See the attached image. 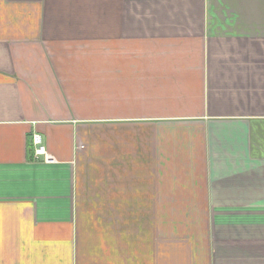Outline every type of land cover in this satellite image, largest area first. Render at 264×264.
I'll list each match as a JSON object with an SVG mask.
<instances>
[{"label":"crops","instance_id":"1","mask_svg":"<svg viewBox=\"0 0 264 264\" xmlns=\"http://www.w3.org/2000/svg\"><path fill=\"white\" fill-rule=\"evenodd\" d=\"M0 264H264V0H0Z\"/></svg>","mask_w":264,"mask_h":264},{"label":"built area","instance_id":"2","mask_svg":"<svg viewBox=\"0 0 264 264\" xmlns=\"http://www.w3.org/2000/svg\"><path fill=\"white\" fill-rule=\"evenodd\" d=\"M32 143L36 147L35 149V156H43L44 158H47L45 147L42 145V139L38 135H34L32 137Z\"/></svg>","mask_w":264,"mask_h":264}]
</instances>
